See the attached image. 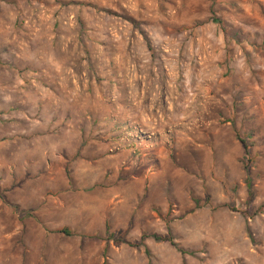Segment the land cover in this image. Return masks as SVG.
<instances>
[{"label":"rangeland","instance_id":"1","mask_svg":"<svg viewBox=\"0 0 264 264\" xmlns=\"http://www.w3.org/2000/svg\"><path fill=\"white\" fill-rule=\"evenodd\" d=\"M60 11L106 35L68 100L23 87ZM0 264H264V0H0Z\"/></svg>","mask_w":264,"mask_h":264},{"label":"crops","instance_id":"2","mask_svg":"<svg viewBox=\"0 0 264 264\" xmlns=\"http://www.w3.org/2000/svg\"><path fill=\"white\" fill-rule=\"evenodd\" d=\"M56 18V30L52 37L49 38V40L45 39V41L41 38V49L24 55L23 87L25 90L29 87V83L26 80V72L29 73L28 71H34L38 76L35 83L37 89H39L38 93L40 95L49 99L51 96L50 90L54 89L56 96H59L61 99L68 100L69 98L72 99L73 95H70L71 97L69 96L70 90L74 88V84L76 82L78 83L79 78L76 76L69 78L67 75H64V73H67L72 69L70 67L72 57L74 58V61L76 59L79 60L82 54L85 53V48L86 51L89 50V55H92L94 58H99L98 55L102 50L101 48H103V52L105 49L104 46H100V44H102L100 42H105L106 38L105 24L98 23L100 28H96V31L98 30L97 35L99 37H94L91 33H88V35L80 34L79 39L81 40L78 42L75 37L76 33L70 32L62 25L66 22L70 23L69 20H66L67 18L63 16L62 11L59 12V16ZM100 38L101 41L96 44L94 40H100ZM119 46L120 44L115 45L114 48H118ZM114 54L118 56H125V53L122 54L121 48L116 49ZM78 63L80 64V60ZM77 68L80 67L77 66L76 69ZM115 70L122 72L121 61L117 64ZM86 82L87 83L85 84H87V87L89 89H93L89 93L91 96L96 98L98 96L97 89L103 88L104 85L101 86L100 83H95L92 79H88ZM149 84L150 83L148 82L144 83L142 81L137 83H135V81L127 83L122 79L113 81L112 86L115 88L114 95L116 96L114 98V111L120 119L126 117L128 114L137 120L143 119L147 121L149 118H152L155 95L152 90L153 87L148 91L147 88L151 87ZM125 88H130L132 90V93L129 96H125L124 94ZM68 90L69 94L67 93ZM86 94L87 92H84V90L80 93V95L84 96ZM128 100L129 102H127ZM198 105L199 103H197V106Z\"/></svg>","mask_w":264,"mask_h":264},{"label":"built area","instance_id":"3","mask_svg":"<svg viewBox=\"0 0 264 264\" xmlns=\"http://www.w3.org/2000/svg\"><path fill=\"white\" fill-rule=\"evenodd\" d=\"M134 130H135V129H134ZM133 132H135V131H133ZM136 134H137V135H141V132H140L139 130H137V131H136ZM133 138H134L133 140H137V142H138V139H137V137L134 136V134H133ZM121 140H122L123 142H126V141H127V139H125V138H122Z\"/></svg>","mask_w":264,"mask_h":264},{"label":"trees","instance_id":"4","mask_svg":"<svg viewBox=\"0 0 264 264\" xmlns=\"http://www.w3.org/2000/svg\"><path fill=\"white\" fill-rule=\"evenodd\" d=\"M245 149V148H244ZM245 185H246V187H247V190L249 191V184H248V182H247V179H245ZM156 238V237H155Z\"/></svg>","mask_w":264,"mask_h":264}]
</instances>
